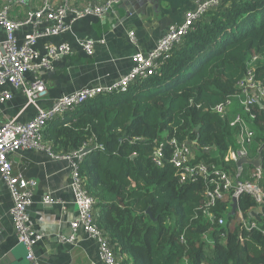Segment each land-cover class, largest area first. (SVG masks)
I'll list each match as a JSON object with an SVG mask.
<instances>
[{"label":"trees","instance_id":"1","mask_svg":"<svg viewBox=\"0 0 264 264\" xmlns=\"http://www.w3.org/2000/svg\"><path fill=\"white\" fill-rule=\"evenodd\" d=\"M250 69L264 85V0H223L196 22L157 74L47 123L43 142L57 154L78 150L91 137L104 145L83 156L79 175L121 264H264V234L244 229L238 212L231 213L229 193L212 209L225 220L215 225L200 208L206 181L181 183L173 164L157 166L152 159L155 145L175 138L194 148L193 162L235 175L237 162L226 157L241 147L240 127L230 124L241 109L234 104L223 116L214 106L238 92ZM253 114L248 158L261 153L264 186V98ZM166 152L170 158L169 145ZM242 168L240 179H251L248 170L256 167ZM240 208L246 220L264 227V208L257 217L250 196H241Z\"/></svg>","mask_w":264,"mask_h":264},{"label":"built area","instance_id":"2","mask_svg":"<svg viewBox=\"0 0 264 264\" xmlns=\"http://www.w3.org/2000/svg\"><path fill=\"white\" fill-rule=\"evenodd\" d=\"M122 1L124 0H104L97 4L89 0L82 7H72L67 1L62 0H56L57 4L54 0H0V28L5 33L4 38L0 39V86L10 84L22 91L27 97L26 105H33L37 112L36 116L28 122L23 123L12 118L0 125V173L7 182L14 202L12 212L19 241L26 246L27 259L34 264H38L33 250L39 237L31 229L27 210L32 203L36 181L14 172L11 155L23 149H46L42 130L55 117L101 94L125 92L137 79H145L157 74L163 63L171 57L174 48L183 41L196 22L223 0H197L196 8L186 14L183 24L172 27L148 53L136 54L133 68L115 83L108 86L83 88L61 97L49 109L40 107L38 101L47 94L48 89L39 72L52 69L54 61L71 54L73 48L67 42L47 43L45 53H41L36 49L37 42L42 38L58 36L71 30L73 23L79 19L92 15L102 16ZM23 29L28 31L19 38L18 32L21 30L23 32ZM78 42L87 54L92 53L93 40L83 39ZM256 59L257 55H254L252 61ZM29 73L34 74L30 80L26 77ZM237 88L236 94L230 95L224 103L214 106V110L223 116L235 111L232 104L234 100H238L243 109L230 116V124L240 127L241 147L236 151L231 150L226 157L227 160L235 162L242 157L248 158V145L254 137L253 129L250 127L251 120L254 119L253 108L256 104L261 105L264 98V85L257 80L255 69L249 70L247 75L238 82ZM12 97L13 95L5 90L0 96V101L5 102ZM241 112H247L250 117L245 118ZM168 145L171 149L170 158L167 157L166 152ZM92 146H95V149H104L101 143L89 142L78 150L55 156L73 157L79 164L85 155L81 151ZM193 157L194 148L188 141L179 143L175 138L155 145L152 153V159L157 166H163L168 161L177 168L181 183L196 182L201 178L206 181L204 202L200 208L213 224H225L224 218H217L212 209L217 205L218 200L224 199L229 193L232 199L237 198L236 212L244 229L248 232L259 230L264 234V227L254 220H246L240 208L242 195L250 196L257 207H264V186L260 182L263 177L262 170L256 167L250 173L251 179H238L228 171L210 167L203 161L193 162ZM71 186L79 211L78 218L72 221V227L74 229L82 227L99 242V256L103 264H121L120 256L114 251L109 238L96 223V202L85 188L78 166L74 170ZM49 201L51 200L47 199V202Z\"/></svg>","mask_w":264,"mask_h":264},{"label":"crops","instance_id":"3","mask_svg":"<svg viewBox=\"0 0 264 264\" xmlns=\"http://www.w3.org/2000/svg\"><path fill=\"white\" fill-rule=\"evenodd\" d=\"M62 1L82 7L89 0ZM196 6L197 0H124L102 16H87L74 22L65 33L40 39L36 49L41 53H45L47 43L65 42L73 52L55 60L52 69L39 72L48 89L38 101L39 106L49 109L61 97L83 88L115 83L133 68L136 54L152 50L172 27L183 24L186 14ZM26 31H19L18 37ZM4 36L0 28V39ZM83 39L93 40L91 54L80 46L78 40ZM33 76L29 73L26 77L30 80ZM5 90L13 97L0 101V125L12 118L25 123L36 116V108L26 105L27 97L22 91L7 84L0 86V96ZM89 142L99 143L94 137ZM45 144L46 149H23L11 155L14 172L36 181L27 210L31 229L39 237L33 250L35 260L38 264H103L99 242L82 227H72L79 212L71 186L78 160L59 158L55 155L60 153L51 149V143ZM237 167L232 176L240 179L243 165ZM252 171L248 170L249 176ZM13 205L7 182L0 173V264H34L27 259V249L19 241ZM262 213L259 207L254 211L257 217Z\"/></svg>","mask_w":264,"mask_h":264},{"label":"water","instance_id":"4","mask_svg":"<svg viewBox=\"0 0 264 264\" xmlns=\"http://www.w3.org/2000/svg\"><path fill=\"white\" fill-rule=\"evenodd\" d=\"M263 147H264V146H263ZM263 147H261V148L259 149V152L263 149ZM94 149H95V146L87 147V148H84V149L81 151V153L84 155V154H86L87 152L92 151V150H94ZM244 163H246V164H252V165L255 166V167H259V166H261V164H262V155H261V153H259L258 156H257L256 158H254V159H249V158H247V157H242V158H240V159L237 161V165H238L239 167H241ZM237 205H238L237 198L234 197V198L232 199V210H231V213H232V214H235V213H236ZM263 208H264V207H260L259 209H261V210L263 211ZM147 212L150 214V216H152V213H151V211H150L149 209L147 210ZM25 247H26V246H25Z\"/></svg>","mask_w":264,"mask_h":264},{"label":"rangeland","instance_id":"5","mask_svg":"<svg viewBox=\"0 0 264 264\" xmlns=\"http://www.w3.org/2000/svg\"><path fill=\"white\" fill-rule=\"evenodd\" d=\"M232 104H233V106H234V104H235V106H238V107L243 111V109L241 108L240 102H239L238 100H234V101L232 102ZM239 111H240V110H239Z\"/></svg>","mask_w":264,"mask_h":264}]
</instances>
